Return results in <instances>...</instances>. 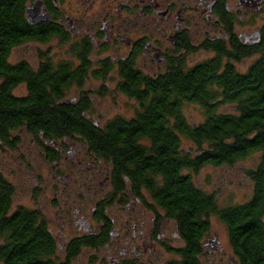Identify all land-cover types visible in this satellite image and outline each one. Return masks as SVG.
<instances>
[{"label": "trees", "instance_id": "trees-1", "mask_svg": "<svg viewBox=\"0 0 264 264\" xmlns=\"http://www.w3.org/2000/svg\"><path fill=\"white\" fill-rule=\"evenodd\" d=\"M27 5L28 0H0V151L17 145L13 133L21 128L50 141L81 136L111 163L118 191L129 186L141 199L150 198L161 218L175 222L183 246L165 247L174 259L164 264H203L211 217L227 229L233 264H264V59L241 72L243 56L220 49L210 60L157 78L132 72L118 90L136 102L133 117H117L98 129L70 105L77 77L68 66L43 64L35 71L10 62L18 47L50 38L29 25ZM20 86L24 95L15 94ZM187 103L203 107L202 123L188 122ZM221 104H232L235 112L219 113ZM254 154L259 162L246 171L253 184L248 201L221 206L214 193L197 186L194 175L204 167L233 166ZM15 193L0 167V264H73L83 249L98 251L105 244L109 229L100 237L64 242L42 211L14 207Z\"/></svg>", "mask_w": 264, "mask_h": 264}, {"label": "flooded vegetation", "instance_id": "flooded-vegetation-1", "mask_svg": "<svg viewBox=\"0 0 264 264\" xmlns=\"http://www.w3.org/2000/svg\"><path fill=\"white\" fill-rule=\"evenodd\" d=\"M35 5L40 22L29 25L50 38L26 43L39 49L16 62L11 54L10 62H24L35 71L43 64L57 70L68 66L77 77L70 105L98 129L124 116L104 120L95 103L105 93L93 95L85 88L89 81L120 85L132 72L157 78L174 68L194 67L192 56L215 57L220 49L242 55L241 61L264 59V0H28L27 9ZM52 43L54 47L40 49ZM19 131L30 137L42 162L27 181L39 195L50 192L58 199L53 201L58 238L100 237L109 229L102 248L110 262H155L160 249L168 246L170 221L157 214L150 198L141 199L129 186L118 191L111 163L92 152L83 137L50 141L24 128ZM77 188L87 189L90 200H76ZM115 204L124 218L109 215ZM174 238L179 239L177 233Z\"/></svg>", "mask_w": 264, "mask_h": 264}, {"label": "rangeland", "instance_id": "rangeland-1", "mask_svg": "<svg viewBox=\"0 0 264 264\" xmlns=\"http://www.w3.org/2000/svg\"><path fill=\"white\" fill-rule=\"evenodd\" d=\"M54 43L46 46L40 45L41 50L47 47H54ZM33 46V47H32ZM39 49L36 45L26 44L18 47L12 53L11 59L13 62L20 61L26 58L29 52H34ZM214 58L210 54L194 55L189 59V63L197 65L207 60ZM257 57L249 60H244L237 63V68L241 72H245L251 64L257 61ZM86 89L92 90L93 95H99V92H104V96L97 98L95 106L100 109L104 120H110L117 116L133 117L137 104L134 100L129 99L118 90V85L111 82L106 85L105 82L92 83L89 81ZM106 88L108 91H103ZM26 93L25 86H20L15 94L24 95ZM71 98V97H69ZM219 113L232 114L235 112L232 104H221L218 106ZM183 113L192 125L202 123L205 117L203 107L195 103H187L183 108ZM13 137H18V143L14 148L5 147L0 151V167L3 174L16 189L14 197V207L25 206L31 209L42 211L51 226L54 227L55 221L58 218V213L55 210L57 197L50 192H44L42 195L37 193L32 185L27 181L29 177H35L41 168L42 162L38 158V153L31 143L30 137H26L22 132H14ZM186 149H192V144L188 140H184ZM259 162V155L254 154L240 161L233 166H206L194 175L197 186L207 193H214L218 203L221 206L232 204H240L248 201L253 192V184L246 175V171L253 169ZM42 170V169H41ZM47 175V169H45ZM76 200H90L87 189L77 188L73 190ZM101 193L100 196H103ZM99 196V195H98ZM56 197V198H55ZM60 202V201H59ZM91 204L90 207H92ZM124 211L117 204L113 205L109 211L111 217L124 218ZM211 230L204 240V244L208 245L206 251L201 257L203 264H233V253L229 243L228 233L225 225L220 222L217 217H211ZM56 233L58 229L54 227ZM177 233L174 221L168 224V234L165 242L168 246L178 248L183 246L180 239L174 238ZM217 241L214 246L217 250L211 252L213 244L211 241ZM94 258L95 264H108V254L106 249L98 251L91 249H83L79 257L73 264H88ZM174 259V255L169 251L160 249L157 258L153 264H164L169 260Z\"/></svg>", "mask_w": 264, "mask_h": 264}, {"label": "water", "instance_id": "water-1", "mask_svg": "<svg viewBox=\"0 0 264 264\" xmlns=\"http://www.w3.org/2000/svg\"><path fill=\"white\" fill-rule=\"evenodd\" d=\"M26 13H27V18H28L29 23L40 22V17L37 16V14H38V6L37 5H35L32 8L27 9ZM211 243L213 244V246L211 247L212 251L217 250V247L214 245H216L218 242L212 240Z\"/></svg>", "mask_w": 264, "mask_h": 264}]
</instances>
